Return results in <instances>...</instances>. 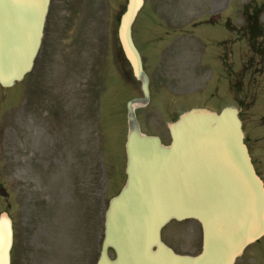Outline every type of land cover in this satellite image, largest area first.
<instances>
[{
  "label": "rangeland",
  "instance_id": "obj_1",
  "mask_svg": "<svg viewBox=\"0 0 264 264\" xmlns=\"http://www.w3.org/2000/svg\"><path fill=\"white\" fill-rule=\"evenodd\" d=\"M125 5L50 0L32 70L0 87L11 264H96L105 205L125 178L126 101L141 96L116 35ZM132 38L150 81L140 129L167 144L177 114L233 105L264 182V0H144ZM161 237L179 254L201 248L194 220L169 222ZM235 264H264V237Z\"/></svg>",
  "mask_w": 264,
  "mask_h": 264
},
{
  "label": "water",
  "instance_id": "obj_2",
  "mask_svg": "<svg viewBox=\"0 0 264 264\" xmlns=\"http://www.w3.org/2000/svg\"><path fill=\"white\" fill-rule=\"evenodd\" d=\"M49 0H0V85L10 87L32 66ZM143 0H127L117 36L141 98L126 103V181L110 199L96 264H234L264 234V188L243 143L238 110L192 108L168 125L170 143L139 129L137 105L149 99V80L131 25ZM1 195H5L3 189ZM196 220L201 251L179 255L160 238L169 221ZM12 221L0 214V264H10ZM108 249L114 258L108 256Z\"/></svg>",
  "mask_w": 264,
  "mask_h": 264
}]
</instances>
